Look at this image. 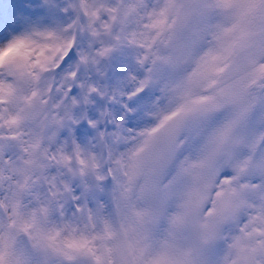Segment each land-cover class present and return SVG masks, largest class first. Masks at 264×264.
<instances>
[{"label": "snow or ice", "instance_id": "1", "mask_svg": "<svg viewBox=\"0 0 264 264\" xmlns=\"http://www.w3.org/2000/svg\"><path fill=\"white\" fill-rule=\"evenodd\" d=\"M0 264H264V0H0Z\"/></svg>", "mask_w": 264, "mask_h": 264}]
</instances>
